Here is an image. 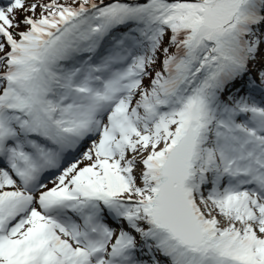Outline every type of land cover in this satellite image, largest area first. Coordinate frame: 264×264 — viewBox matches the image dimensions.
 <instances>
[{"label":"snow or ice","instance_id":"snow-or-ice-1","mask_svg":"<svg viewBox=\"0 0 264 264\" xmlns=\"http://www.w3.org/2000/svg\"><path fill=\"white\" fill-rule=\"evenodd\" d=\"M0 264H264V0H0Z\"/></svg>","mask_w":264,"mask_h":264}]
</instances>
